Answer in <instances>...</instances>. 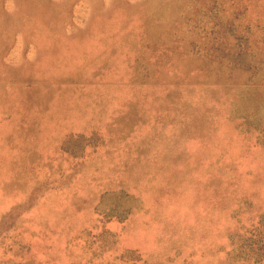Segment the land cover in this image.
Masks as SVG:
<instances>
[{
    "label": "rangeland",
    "instance_id": "rangeland-1",
    "mask_svg": "<svg viewBox=\"0 0 264 264\" xmlns=\"http://www.w3.org/2000/svg\"><path fill=\"white\" fill-rule=\"evenodd\" d=\"M0 264H264V0H0Z\"/></svg>",
    "mask_w": 264,
    "mask_h": 264
}]
</instances>
